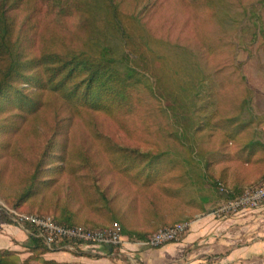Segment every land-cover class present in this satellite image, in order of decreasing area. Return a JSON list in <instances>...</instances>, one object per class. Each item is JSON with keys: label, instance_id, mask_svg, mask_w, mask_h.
<instances>
[{"label": "trees", "instance_id": "obj_1", "mask_svg": "<svg viewBox=\"0 0 264 264\" xmlns=\"http://www.w3.org/2000/svg\"><path fill=\"white\" fill-rule=\"evenodd\" d=\"M168 2L193 20L186 40L183 31L172 38L169 28L163 34L160 24L150 25ZM24 5L40 8L41 19L32 22L27 14L18 21ZM261 9L264 0H0V199L65 226L102 229L117 222L129 241L146 239L153 232L129 231L118 220L124 187L185 186L196 149L201 156L200 147L233 139L227 132L238 129L249 99L231 113L220 86H204L201 94L195 77L199 83L206 77L197 59L216 57L218 70L232 64L239 36L254 42L263 34ZM192 37L198 48L189 46ZM98 115L142 135L138 144L105 137ZM86 116L89 134L106 149L101 160L94 145L70 152V139L58 140L66 121ZM0 220L11 223L2 212ZM26 228L31 255L21 259L0 249V264H57L42 255L64 248L47 247L35 227Z\"/></svg>", "mask_w": 264, "mask_h": 264}, {"label": "crops", "instance_id": "obj_2", "mask_svg": "<svg viewBox=\"0 0 264 264\" xmlns=\"http://www.w3.org/2000/svg\"><path fill=\"white\" fill-rule=\"evenodd\" d=\"M256 104L251 112L239 115L238 129L228 130L233 139L217 138L211 146L199 148L201 156H195L197 149L192 153L194 162L185 167V186L178 182L161 188L124 187L118 220L126 229L149 234L190 218L182 240L157 248L130 242L115 248L80 244L74 251L46 252L43 258L60 264H264V206L223 220L210 221L209 214L222 198L217 182L232 194L264 182V105ZM172 174L180 177L179 171ZM28 236L23 227L0 220V249L26 248Z\"/></svg>", "mask_w": 264, "mask_h": 264}, {"label": "rangeland", "instance_id": "obj_3", "mask_svg": "<svg viewBox=\"0 0 264 264\" xmlns=\"http://www.w3.org/2000/svg\"><path fill=\"white\" fill-rule=\"evenodd\" d=\"M39 10L40 8L31 10L29 6L24 5L19 10H17V15H16L17 20L19 21L25 15L30 14L31 15L30 17L32 18V22H35L37 21L38 18L41 19L42 17V14L39 13ZM260 14L262 16V20L264 23V9L260 10ZM188 16L189 13L187 11H184L182 9L177 10V7L175 5L168 2L167 4L162 5L158 9L156 14L154 15V19H155L154 23H151L150 25L160 24L163 34H164V30L166 28H169L170 35L172 38L176 36V33L183 31L184 34L182 35L181 38L186 40V36H190V33L191 34L194 33V32L192 33V25H191L193 23V20L192 19L190 20V18L188 20ZM42 20L44 19L42 18ZM25 27L31 29L32 31L34 29L33 24H29L28 26ZM158 31H160L159 28L157 30V33ZM193 37L190 40L189 46L198 48L197 42ZM248 40H249V36L245 35V33L243 34V36L238 37L237 40L238 45L233 54V59H234L233 63L231 64L228 60L227 67H224L221 70H218L220 64L219 62H217L218 60L216 57H212L211 60L206 61L203 57V54L201 53V56H199L197 59L198 64L204 68L203 75L206 77V79L204 82L202 81V83H199L197 82L195 77L196 84L194 87H198L200 84H202L203 92L201 94H203L205 91L204 86L207 87L208 85L209 88H213L214 85H216L217 87L220 86L219 93H221L222 100L225 101V103L227 104L225 108H227L228 111L231 113L235 112L236 104L240 103L241 100L244 98L249 99L247 103L248 106H246V108H248V113L251 112L252 105L257 106L256 102L260 105H264V95H263L264 93V27H263V34L259 35L254 42H249ZM225 55L226 53H224V57ZM161 102L164 104L166 103L165 101L163 102V100H161ZM151 104L153 108H155V106L157 105L156 101H152ZM98 116H99L98 124L101 127L102 131L104 132L105 137L111 138L117 143L123 145L133 146L138 144V140H140L138 138L142 135L139 134L128 135L124 131L119 129L107 116L105 115H98ZM86 119L87 116L84 119L78 117L74 121L72 120L66 121L65 126L64 125L62 126V131L58 136V140L60 142H63L64 139L66 138L68 140L70 139L69 140L70 152L74 150L78 151L81 148L83 149L89 148L91 145H94V147L98 148L99 150L97 154V159L101 160L102 157L107 155V153H105L106 149L104 148L101 150L98 147L99 145L98 143H100V139L95 138L92 134H89V127H87ZM219 193L222 197L221 200L224 199L226 195L225 192L219 191ZM221 200H219V202ZM2 205H5L7 208L12 210L15 209H13L7 203H5L3 200L0 199V212L8 216V218L11 221V224H16L18 226H21L29 232V230L26 228L27 226H29V224L28 223L19 224L15 222L13 218V214L7 212L4 208H1ZM215 206L216 205H214V207ZM227 218L230 217H226L222 219L212 217L210 218V221H214V219L223 220ZM194 248H197V245H194V247L193 246L190 247V250L193 251L192 253H190L191 255H194ZM9 250L16 251L21 259H25L31 255V252L28 251L27 248L21 246L18 247V249H13V250L9 249ZM54 251H58V250H54ZM189 257L191 256L189 255ZM42 259H44L43 255H42ZM207 259H209V257ZM45 260L54 261L55 263L60 264V262L54 259L53 260L45 259ZM210 260H206V261L203 260L200 262L204 263V262H209ZM33 263L39 264L37 261H34ZM186 263L199 264L195 262L191 263V261Z\"/></svg>", "mask_w": 264, "mask_h": 264}, {"label": "built area", "instance_id": "obj_4", "mask_svg": "<svg viewBox=\"0 0 264 264\" xmlns=\"http://www.w3.org/2000/svg\"><path fill=\"white\" fill-rule=\"evenodd\" d=\"M221 192L226 187L219 184ZM264 206V182L244 188L240 193L232 197L222 199L209 214L215 218H226L237 215L244 210H254ZM7 212L13 214L14 221L26 224L37 229V235L43 238L47 247L54 244L66 250L74 251L80 244L111 245L114 247L130 242L138 247L157 248L166 243L178 242L183 239L189 222L179 221L169 226L158 228L146 239L129 241L121 231L120 225L113 222L106 228L87 229L82 226H65L54 221L51 216H37L33 214L19 213L2 205ZM62 243H58V242Z\"/></svg>", "mask_w": 264, "mask_h": 264}]
</instances>
